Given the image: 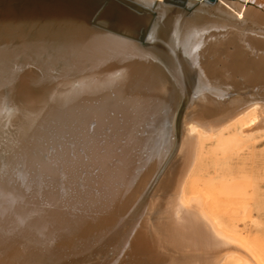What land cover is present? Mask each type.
I'll return each mask as SVG.
<instances>
[{
    "label": "bare ground",
    "instance_id": "obj_1",
    "mask_svg": "<svg viewBox=\"0 0 264 264\" xmlns=\"http://www.w3.org/2000/svg\"><path fill=\"white\" fill-rule=\"evenodd\" d=\"M264 0H0V264H264Z\"/></svg>",
    "mask_w": 264,
    "mask_h": 264
},
{
    "label": "rangeland",
    "instance_id": "obj_2",
    "mask_svg": "<svg viewBox=\"0 0 264 264\" xmlns=\"http://www.w3.org/2000/svg\"><path fill=\"white\" fill-rule=\"evenodd\" d=\"M263 227H264V225L261 224V225H259V226H256V227H255V230H256V231L262 230Z\"/></svg>",
    "mask_w": 264,
    "mask_h": 264
}]
</instances>
